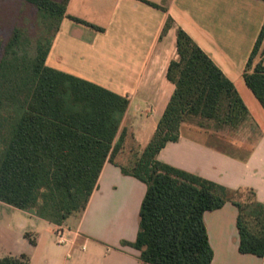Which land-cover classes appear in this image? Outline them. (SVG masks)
I'll use <instances>...</instances> for the list:
<instances>
[{
	"label": "crops",
	"instance_id": "obj_1",
	"mask_svg": "<svg viewBox=\"0 0 264 264\" xmlns=\"http://www.w3.org/2000/svg\"><path fill=\"white\" fill-rule=\"evenodd\" d=\"M263 25V0H69L46 65L127 97L116 141L124 130L127 136L114 162L105 163L86 209L61 226L0 202V259L24 255L27 264H144L131 244L139 233L147 186L121 166L142 154L175 92L167 74L177 58L178 28L234 83L249 120L238 129L185 121L179 139L157 160L231 191L252 189L264 204V108L244 79ZM258 61L264 64V54ZM238 214L232 202L205 213L211 264H264L263 258L240 252ZM59 227L64 244L56 237Z\"/></svg>",
	"mask_w": 264,
	"mask_h": 264
},
{
	"label": "trees",
	"instance_id": "obj_2",
	"mask_svg": "<svg viewBox=\"0 0 264 264\" xmlns=\"http://www.w3.org/2000/svg\"><path fill=\"white\" fill-rule=\"evenodd\" d=\"M68 1L28 0L46 18L58 20L54 35L67 17ZM53 39L32 46L26 32L16 28L5 45L0 41V202L61 226L86 209L105 163L114 162L123 148L127 131L116 139L129 99L48 67ZM263 54L264 25L244 74L264 108V64L256 62ZM167 77L175 92L155 135L140 156L121 166L147 186L131 245L141 251L144 264H211L204 215L232 202L239 210L240 252L264 259V204L252 189L231 191L157 160L179 139L183 122L197 118L201 125L238 129L249 120L247 106L234 83L182 28ZM0 264H27V258L6 256Z\"/></svg>",
	"mask_w": 264,
	"mask_h": 264
},
{
	"label": "rangeland",
	"instance_id": "obj_3",
	"mask_svg": "<svg viewBox=\"0 0 264 264\" xmlns=\"http://www.w3.org/2000/svg\"><path fill=\"white\" fill-rule=\"evenodd\" d=\"M56 1L63 3L65 0ZM57 21L56 18H46L28 0H0V41L3 42V45L8 42L16 28L26 32L32 41V46L38 40L47 42L48 39H53L56 36L54 33ZM3 52L4 50L0 53V59Z\"/></svg>",
	"mask_w": 264,
	"mask_h": 264
},
{
	"label": "built area",
	"instance_id": "obj_4",
	"mask_svg": "<svg viewBox=\"0 0 264 264\" xmlns=\"http://www.w3.org/2000/svg\"><path fill=\"white\" fill-rule=\"evenodd\" d=\"M56 237L58 239L59 244H64L67 242L65 231L62 227H59L56 233Z\"/></svg>",
	"mask_w": 264,
	"mask_h": 264
}]
</instances>
